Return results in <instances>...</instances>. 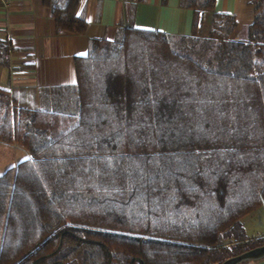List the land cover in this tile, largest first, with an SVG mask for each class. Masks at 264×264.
<instances>
[{"label": "trees", "instance_id": "16d2710c", "mask_svg": "<svg viewBox=\"0 0 264 264\" xmlns=\"http://www.w3.org/2000/svg\"><path fill=\"white\" fill-rule=\"evenodd\" d=\"M80 4L43 0L58 34L84 36ZM253 5L241 27L216 0H179L190 35L129 23L89 40L75 84L36 105L0 89V144L28 155L0 175V264H227L264 249L241 223L264 204V0ZM8 53L0 43V66Z\"/></svg>", "mask_w": 264, "mask_h": 264}, {"label": "crops", "instance_id": "0c3cea01", "mask_svg": "<svg viewBox=\"0 0 264 264\" xmlns=\"http://www.w3.org/2000/svg\"><path fill=\"white\" fill-rule=\"evenodd\" d=\"M255 0H216V12L228 14L241 27L253 23ZM0 4V43L6 44L8 65L0 66V89L22 106L39 102V90L75 84L73 60L87 54L88 41H113L122 25L169 35L191 34L193 12L179 0H81L78 15L88 25L84 36L57 33L43 0H10ZM212 15L204 14L199 34L208 37Z\"/></svg>", "mask_w": 264, "mask_h": 264}, {"label": "rangeland", "instance_id": "374dc122", "mask_svg": "<svg viewBox=\"0 0 264 264\" xmlns=\"http://www.w3.org/2000/svg\"><path fill=\"white\" fill-rule=\"evenodd\" d=\"M28 159L27 153L17 147L0 144V175L5 173L11 167H14L20 162ZM241 223L244 226L247 238L249 240L261 238L264 236V210L259 209L254 213H251L245 217ZM264 260V249L249 254L239 261H235L230 264H239V262H245V264H255ZM227 263V264H229Z\"/></svg>", "mask_w": 264, "mask_h": 264}, {"label": "built area", "instance_id": "2783aa9c", "mask_svg": "<svg viewBox=\"0 0 264 264\" xmlns=\"http://www.w3.org/2000/svg\"><path fill=\"white\" fill-rule=\"evenodd\" d=\"M10 0H0V4L4 5V6H9L10 5Z\"/></svg>", "mask_w": 264, "mask_h": 264}, {"label": "water", "instance_id": "95a60500", "mask_svg": "<svg viewBox=\"0 0 264 264\" xmlns=\"http://www.w3.org/2000/svg\"><path fill=\"white\" fill-rule=\"evenodd\" d=\"M262 208H263V210H264V204L262 205ZM257 264H264V260L261 261V262H259V263H257Z\"/></svg>", "mask_w": 264, "mask_h": 264}]
</instances>
